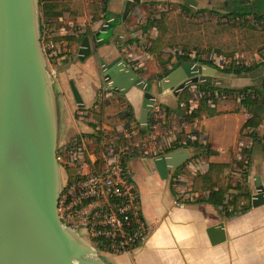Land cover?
<instances>
[{"label": "crops", "instance_id": "0c3cea01", "mask_svg": "<svg viewBox=\"0 0 264 264\" xmlns=\"http://www.w3.org/2000/svg\"><path fill=\"white\" fill-rule=\"evenodd\" d=\"M74 1L81 4V14H65L58 27L46 26L47 38H67L55 42L59 52L53 65L59 147L68 167H74L79 178L101 172L112 156L125 153L128 177L137 189L141 214L150 227L147 240L135 253H107L110 263L264 264V204H252L257 178L264 187V99L257 109L260 124L245 128L253 115L241 104L243 95L220 89L253 88L252 84H245L240 75L222 76L217 68L209 66L216 73L213 80L207 81L213 87L208 93L220 92L228 98H210L209 107L216 110L215 116L191 119L205 85H189L192 99L181 100L183 91L175 96L171 88H162L160 82L186 62L204 66L197 58L212 60V55L205 59L201 56L203 51H191L190 60L186 61L179 57L184 56L182 47L171 48L168 43L160 50H151L158 36V30L151 27L152 21L173 11L193 23L190 16L202 10L212 11L208 4L213 6L219 0H194L195 8L186 7V0H140L130 3L129 8L128 0ZM90 4L101 6L100 20H93ZM109 13L119 16L120 23L114 30L104 31L107 23L113 21L108 18ZM89 49L91 54L87 56ZM161 53L171 54L172 60L167 62ZM117 58L133 68L156 96L146 125L141 122L144 90L133 87L121 95L110 90L102 76L104 67ZM73 88L81 104L76 102ZM113 100L132 114L131 123L115 126ZM188 142L196 146L187 147ZM73 144L81 146L84 165L71 163ZM183 150L189 152L186 162L169 174L160 172L155 164L158 159ZM239 163H248L247 177ZM225 177L230 178L232 189L225 195L224 208L208 199L209 187ZM248 193L250 201H242L235 208L234 199ZM248 206L251 208L243 211Z\"/></svg>", "mask_w": 264, "mask_h": 264}, {"label": "water", "instance_id": "95a60500", "mask_svg": "<svg viewBox=\"0 0 264 264\" xmlns=\"http://www.w3.org/2000/svg\"><path fill=\"white\" fill-rule=\"evenodd\" d=\"M133 2L140 0H128L127 7ZM185 6L195 8L197 3L186 0ZM108 18L113 21L104 31L120 23L116 14ZM84 46L89 47L88 40ZM90 54L89 49L86 55ZM215 73L199 62H186L160 86L179 96L189 85L208 86ZM102 76L118 94L133 87L144 90L141 122L146 125L156 100L151 87L122 58L106 65ZM73 93L81 104L75 88ZM58 140V99L41 40L39 0H0V264H107L91 243L59 218ZM188 158V151H177L155 164L169 174ZM255 185L252 204L258 207L264 204V187L258 178Z\"/></svg>", "mask_w": 264, "mask_h": 264}, {"label": "trees", "instance_id": "16d2710c", "mask_svg": "<svg viewBox=\"0 0 264 264\" xmlns=\"http://www.w3.org/2000/svg\"><path fill=\"white\" fill-rule=\"evenodd\" d=\"M227 5L229 3L233 4V11L225 15L228 20L231 21H219L217 23L211 22H186L181 14H175L173 11L165 12L161 15L159 20H154L151 22V27H154L158 30V36L156 40L152 43L151 50L157 51L163 48L166 43L169 44L171 48L182 47V52L184 56H179L180 58L188 61L190 60L189 53L191 51H203L204 53H215L218 55L233 56L240 47L244 46L242 42H237L233 39L234 35H237L235 31L237 29L242 30L246 23L250 20H254L257 23H260L264 20V0H257L253 4L248 3L245 0H226ZM39 5L44 13V17L47 20V25L58 27L59 20L65 15L69 14L70 16H78L81 14V4L74 0H39ZM101 6L97 4H90L89 10L93 14V20L98 21L102 18ZM183 11L187 13H192L193 11L188 8H183ZM206 11L202 10L196 12L195 14L205 13ZM194 13V12H193ZM252 17V18H250ZM250 18V19H249ZM249 19V20H247ZM248 29L253 30L259 36L264 37V29L259 31L254 27H248ZM43 35V27H41V36ZM227 35H231L230 40H225ZM67 38H46L43 40V45L49 42H58ZM247 50V48H241ZM178 54V53H177ZM161 56L165 58L167 62L172 60V55L169 53H161ZM57 57L53 58L52 61L56 60ZM202 64L208 65L211 67L217 68L218 71L225 74H234L241 75L243 73H248L252 71L250 68H219L214 66L212 60H202L198 59ZM205 89V92L200 98V105L198 108L193 110L190 115L191 119H197L204 116H215L217 114L216 110L209 107L210 96L208 95L209 90H212V86H202ZM225 93H232L245 96L242 100V105L245 106L249 114L253 115V118L250 119L245 128L248 127H257L261 120L258 116L257 109L261 107V103L264 99V82L260 88H243L240 90H229V89H220ZM249 91L252 93H249ZM192 92L189 88L183 90L180 95V99L190 100L192 99ZM113 113L115 114L114 124L115 126L122 123H131L133 116L130 112L126 111L116 100L112 101ZM110 113V111H109ZM108 113V114H109ZM144 131L139 134V139L142 138ZM196 146L190 142L187 143V147ZM239 166L244 172V177H247V168L248 163H239ZM66 178L68 179L69 184L74 183L79 179L77 171L74 167H66ZM232 189L230 185V178L225 177L224 179L212 184L209 187L210 196L208 202L215 206H224L225 195ZM242 201H250V194H241L234 199L233 205L235 208L239 206V203ZM251 206L244 208L243 211H247ZM227 213V217H228ZM230 216V215H229Z\"/></svg>", "mask_w": 264, "mask_h": 264}, {"label": "built area", "instance_id": "2783aa9c", "mask_svg": "<svg viewBox=\"0 0 264 264\" xmlns=\"http://www.w3.org/2000/svg\"><path fill=\"white\" fill-rule=\"evenodd\" d=\"M43 33L46 34L44 30ZM44 48L52 58L57 57L55 42L45 44ZM53 75L56 76L55 71ZM208 95L212 101L228 98L220 92ZM82 151L81 146L73 144L71 163L78 165L82 161ZM125 156V153L112 156L101 172L82 176L72 184L67 179L58 206L64 225L93 240L99 250L114 255L135 253L150 234L149 224L141 214L139 194L127 174ZM58 160L62 161L59 153Z\"/></svg>", "mask_w": 264, "mask_h": 264}, {"label": "rangeland", "instance_id": "374dc122", "mask_svg": "<svg viewBox=\"0 0 264 264\" xmlns=\"http://www.w3.org/2000/svg\"><path fill=\"white\" fill-rule=\"evenodd\" d=\"M50 1V0H47ZM214 1V0H213ZM248 3L253 4L257 0H245ZM212 8V11L206 12L199 16L198 14L190 16V19L195 21V23L198 22H211V23H217L219 21H231L226 19L225 15L230 14L233 11V4L229 3V5L226 4V0H219L218 3L208 4ZM39 15H40V25L43 27V30L46 32V26H47V20L44 17V13L41 9V6L39 5ZM252 18V17H250ZM249 18V19H250ZM247 19V20H249ZM248 27H254L255 29L262 31L264 29V20H262L260 23H257L254 20H250L246 23L245 27L242 30L237 29L235 33L237 35H234L233 39H235L237 42H242L244 46L240 47V50H238L233 56L226 55H218L215 53H211L212 61L214 64H216L219 68H229V67H235V68H251L252 71L248 73H243L239 76V78L246 83H251L253 88H260L263 85L264 82V37L259 36L253 30L248 29ZM232 38L231 35H227L225 40H230ZM46 39V34L43 33L41 36V40L43 41ZM247 48V50H243L241 48ZM43 50L46 57L47 62V68L50 73L54 74L53 71V65L54 61H52V57L48 55L46 52V49L43 45ZM194 55V54H193ZM195 56V55H194ZM201 56L203 58H209L210 54L208 53H202ZM222 76L225 75V73L220 72ZM233 78L235 76L233 75ZM55 79V87H56V78ZM237 79V78H235ZM246 80H249L246 82ZM222 87V85H221ZM57 93V92H56ZM58 142V153L59 157L61 156L62 161H60L61 169H62V189L67 186V174L65 171V168L68 166L67 161L63 158V149L59 147ZM84 165L83 162L80 163V165ZM87 240L91 245L97 249L99 256L107 263H110L109 257L107 253L103 252L102 250H99L97 246L95 245L94 241L90 238H84ZM111 264V263H110Z\"/></svg>", "mask_w": 264, "mask_h": 264}, {"label": "flooded vegetation", "instance_id": "af4514ba", "mask_svg": "<svg viewBox=\"0 0 264 264\" xmlns=\"http://www.w3.org/2000/svg\"><path fill=\"white\" fill-rule=\"evenodd\" d=\"M227 4V3H226Z\"/></svg>", "mask_w": 264, "mask_h": 264}]
</instances>
